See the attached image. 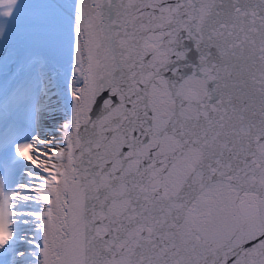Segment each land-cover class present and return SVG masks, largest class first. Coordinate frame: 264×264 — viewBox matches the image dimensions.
<instances>
[{
    "label": "snow or ice",
    "instance_id": "6c2138e0",
    "mask_svg": "<svg viewBox=\"0 0 264 264\" xmlns=\"http://www.w3.org/2000/svg\"><path fill=\"white\" fill-rule=\"evenodd\" d=\"M0 264H264V0H0Z\"/></svg>",
    "mask_w": 264,
    "mask_h": 264
}]
</instances>
